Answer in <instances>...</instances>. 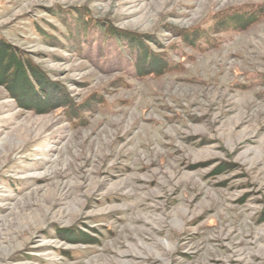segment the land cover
I'll return each mask as SVG.
<instances>
[{
  "label": "rangeland",
  "instance_id": "rangeland-1",
  "mask_svg": "<svg viewBox=\"0 0 264 264\" xmlns=\"http://www.w3.org/2000/svg\"><path fill=\"white\" fill-rule=\"evenodd\" d=\"M217 260L264 264V0H0V264Z\"/></svg>",
  "mask_w": 264,
  "mask_h": 264
},
{
  "label": "bare ground",
  "instance_id": "bare-ground-1",
  "mask_svg": "<svg viewBox=\"0 0 264 264\" xmlns=\"http://www.w3.org/2000/svg\"><path fill=\"white\" fill-rule=\"evenodd\" d=\"M182 33H183V32H182ZM232 236H233V235H232ZM256 239H257V238H256ZM248 243H249V242H248ZM141 249H142V248H139V250H141ZM209 261L212 262V263H213V262L216 263L215 261L210 260V259H209L207 262L209 263ZM236 261H237V260H236ZM238 261H239V260H238ZM217 262H218V264H221V262H223V261H222V260H217ZM230 262H231V261H230Z\"/></svg>",
  "mask_w": 264,
  "mask_h": 264
}]
</instances>
